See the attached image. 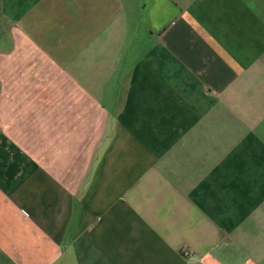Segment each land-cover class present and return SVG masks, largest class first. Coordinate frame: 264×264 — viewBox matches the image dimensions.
<instances>
[{
    "label": "crops",
    "instance_id": "0c3cea01",
    "mask_svg": "<svg viewBox=\"0 0 264 264\" xmlns=\"http://www.w3.org/2000/svg\"><path fill=\"white\" fill-rule=\"evenodd\" d=\"M0 264H264V0H0Z\"/></svg>",
    "mask_w": 264,
    "mask_h": 264
}]
</instances>
